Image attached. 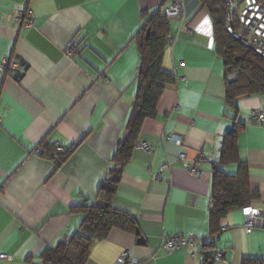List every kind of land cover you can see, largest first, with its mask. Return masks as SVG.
Instances as JSON below:
<instances>
[{
  "label": "crops",
  "instance_id": "crops-1",
  "mask_svg": "<svg viewBox=\"0 0 264 264\" xmlns=\"http://www.w3.org/2000/svg\"><path fill=\"white\" fill-rule=\"evenodd\" d=\"M169 3L0 0V254L10 257L0 264H40L44 251L79 230L83 216L74 208L102 204L99 189L118 169L112 206L137 228H114L96 240L85 264H118L124 252L138 264H202L219 250L222 261L214 264L264 262V226L257 223L248 233L243 212L251 205L264 209V120L257 118L264 115V94L228 104L208 10L199 0H183L184 15L166 17ZM29 11L32 26L16 22ZM158 12L169 33L162 68L174 83L162 92L155 116L142 123L121 166L114 155L138 92L134 39ZM71 43L77 53H66ZM5 60L20 68L10 75L1 68ZM236 123L245 128L237 139L238 159L258 199L231 210L221 234L212 236L214 172L239 171L237 162L220 164L222 142ZM70 147L73 154L57 167L51 156ZM177 234L196 237V248L168 253L162 239Z\"/></svg>",
  "mask_w": 264,
  "mask_h": 264
},
{
  "label": "trees",
  "instance_id": "trees-1",
  "mask_svg": "<svg viewBox=\"0 0 264 264\" xmlns=\"http://www.w3.org/2000/svg\"><path fill=\"white\" fill-rule=\"evenodd\" d=\"M199 1L208 10L213 21L217 52L224 61L227 103L233 104L240 97L264 94V57L256 52V48L246 44L251 33L241 23L238 12L233 14V33H229L228 7L225 0ZM168 34L166 17L158 12L144 20L141 31L134 39L140 56L136 79L138 92L132 105L126 135L114 155V161L118 165L122 166L129 160L142 123L155 116L162 92L174 83V77L162 68ZM235 34L241 39L235 38ZM244 129L243 125L236 123L222 142L220 164L237 162L239 171L236 176H228L218 170L214 172L210 210L212 236L221 234L220 223L231 210L242 209L258 199V193L249 186L247 169L238 159L237 139ZM74 150L75 147H70L66 151H56L51 157L56 160L57 167H60L71 157ZM42 155L49 153L44 152ZM121 172V169L112 170L101 185V205L73 209L83 216L79 230L55 249L44 251L40 264H85L93 243L105 238L112 229L119 228L130 232L136 230V222L112 206L113 197L120 184ZM212 256L205 257L202 264H214ZM242 264L264 262L258 259H244Z\"/></svg>",
  "mask_w": 264,
  "mask_h": 264
},
{
  "label": "built area",
  "instance_id": "built-area-1",
  "mask_svg": "<svg viewBox=\"0 0 264 264\" xmlns=\"http://www.w3.org/2000/svg\"><path fill=\"white\" fill-rule=\"evenodd\" d=\"M225 4L228 7L227 13V29L229 33H233V14L238 12L240 15L241 23L248 29L251 33L253 41L246 43L256 48V52L261 54L264 57V0H225ZM166 17L172 16H182L185 13V6L183 0H170L169 5L163 11ZM17 23H23L26 26H32L34 19L33 14L29 11L26 15L20 13L17 20ZM235 38L241 39L238 35H234ZM168 44H172L173 40L168 39ZM66 53L72 54L77 53L75 44L71 43L67 49ZM1 68L8 72L10 75H13L19 68V64L5 60ZM258 120L263 121L264 115H258ZM144 150L151 152L149 145L145 144L143 146ZM65 151V150H64ZM177 160L186 161V156L184 154H179ZM186 163V162H185ZM168 168V163L165 162L162 165V171ZM186 168L189 172L194 174L197 177H201V173L196 170L193 165L186 164ZM247 231L251 233L254 230V227L257 226V223L260 226H264V209L256 208L253 205L245 207L243 209ZM198 244V239L193 235L183 236L180 234L164 236L162 239V248L168 253L175 251H180L185 247L196 248ZM224 252L217 251L213 256L212 261L220 263L222 261ZM10 257L7 254H0V261L7 260ZM118 264H138V260L131 257L129 252H124L120 255L117 260Z\"/></svg>",
  "mask_w": 264,
  "mask_h": 264
},
{
  "label": "water",
  "instance_id": "water-1",
  "mask_svg": "<svg viewBox=\"0 0 264 264\" xmlns=\"http://www.w3.org/2000/svg\"><path fill=\"white\" fill-rule=\"evenodd\" d=\"M149 35H150V30L147 31V37H149ZM137 233H139V231H137ZM139 242L142 243L143 240L141 239Z\"/></svg>",
  "mask_w": 264,
  "mask_h": 264
},
{
  "label": "rangeland",
  "instance_id": "rangeland-1",
  "mask_svg": "<svg viewBox=\"0 0 264 264\" xmlns=\"http://www.w3.org/2000/svg\"><path fill=\"white\" fill-rule=\"evenodd\" d=\"M252 41H253V39H252V36L250 35L249 42H252Z\"/></svg>",
  "mask_w": 264,
  "mask_h": 264
}]
</instances>
